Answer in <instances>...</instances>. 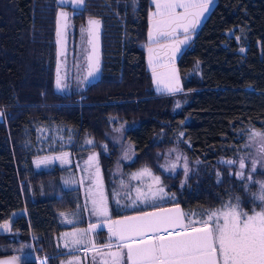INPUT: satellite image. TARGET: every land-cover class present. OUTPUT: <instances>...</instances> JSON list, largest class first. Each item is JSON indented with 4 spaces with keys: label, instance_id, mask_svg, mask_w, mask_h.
Here are the masks:
<instances>
[{
    "label": "trees",
    "instance_id": "1",
    "mask_svg": "<svg viewBox=\"0 0 264 264\" xmlns=\"http://www.w3.org/2000/svg\"><path fill=\"white\" fill-rule=\"evenodd\" d=\"M150 7V0H85L73 17L102 20L101 78L88 83L78 68L77 80L56 91V0H0V224L18 212L11 232H0V254H23L22 264L47 254L46 264H58L56 236L65 228L58 214L82 215V195L77 184L62 180L69 166H37L57 153L71 159L97 152L113 218L178 206L188 222L229 204L259 207L256 185L229 174L219 158L233 155L238 130L264 127V0H215L176 61L187 93L178 109L183 92H157L146 66ZM180 130V146L202 163L199 172L182 187L174 177L162 200L116 204L121 197L108 179L118 151L105 133L123 131L132 145L125 173L144 167L165 181L158 150ZM161 131L166 137L156 141Z\"/></svg>",
    "mask_w": 264,
    "mask_h": 264
},
{
    "label": "snow or ice",
    "instance_id": "2",
    "mask_svg": "<svg viewBox=\"0 0 264 264\" xmlns=\"http://www.w3.org/2000/svg\"><path fill=\"white\" fill-rule=\"evenodd\" d=\"M72 2L77 6L84 4V0H72ZM60 3H65V0H60ZM152 3L155 5V10L151 13L149 20L148 38L152 44L159 45V50L150 46L148 52L154 80L159 83L156 67H167L169 63L174 62L175 53L179 51L180 44L190 39V31L199 24L212 0H152ZM177 9L183 11H177ZM67 19L68 14L60 11L56 33L58 44L62 43L63 28L67 27ZM99 27L100 21L90 18L87 29H82L86 44L91 46V52L85 50L87 62L85 79L99 72V60L96 56ZM181 30L185 33L182 40L177 38V33ZM162 55L167 57V62L161 61L160 64L154 65L153 57L160 60ZM160 76L168 77L169 82L165 86L168 92L180 91L174 67L170 72L161 73ZM61 79L58 72L57 88L61 87ZM253 145H258L256 147L258 159L252 160L251 168V171L255 172L257 162L264 166V133L250 134L248 146ZM94 162L95 157H89V167H92ZM225 163L231 165L236 162L229 160ZM238 163L240 171L236 173L237 177L252 181V176L249 174L245 177L243 171L246 167L245 158H241ZM171 167L175 169L176 164H172ZM187 172L188 168L185 164V175ZM145 175L151 177L152 184L147 186V191L136 189L137 199L141 202L155 199L158 194H164L162 187L153 189V185L160 184V177L154 176L150 169L144 168L140 173L133 174V179H140ZM260 185L261 194L258 198L264 201V182H260ZM92 203L94 214L107 215V206L102 195L100 199H93ZM205 215L206 218L185 222V214L177 207L112 221L109 231L120 243L117 245V251L107 253L110 264H121L124 258L122 249H127L128 264H264V210L249 215L238 211V204H229L224 210L217 209ZM68 223L72 221L69 220ZM197 224L199 226H196ZM4 227L7 229L8 225ZM94 228L95 225H92L87 231H92ZM169 229L179 230L171 232ZM80 232L81 230L78 229L74 233L67 234L71 238V244L79 245L82 242L83 236L78 235ZM149 232L167 233V235L146 238ZM134 237H141V239L135 240ZM65 247H68L67 243ZM18 262L19 258L13 256L0 261V264H18ZM68 264L73 262L68 261ZM105 264L109 262L105 261Z\"/></svg>",
    "mask_w": 264,
    "mask_h": 264
},
{
    "label": "rangeland",
    "instance_id": "3",
    "mask_svg": "<svg viewBox=\"0 0 264 264\" xmlns=\"http://www.w3.org/2000/svg\"><path fill=\"white\" fill-rule=\"evenodd\" d=\"M215 3V0H212L211 5L209 6L208 11L204 14L205 18L212 9L213 5ZM67 10V9H66ZM69 11V8L68 10ZM177 11H183L182 9H177ZM88 18L90 16L87 15L85 21L81 20L82 18H78L77 21L74 20V17H70L67 19V27L65 30V49L67 50V54L63 57L64 64H68L71 60V62L78 65L81 60L85 59L86 51L88 52V45L85 42V35L82 32V29H87L88 27ZM204 18V19H205ZM202 24V23H201ZM201 24H198L195 29H198ZM194 29V30H195ZM190 31V39L186 43L180 44L179 51L175 53L174 62L169 63L167 67H156L157 72V78L160 80L159 83H157L154 80L153 77V68L150 66L149 63V52L148 48L151 46L153 49L159 50V45L150 43L146 46L147 48V64L148 68L151 70L153 81H154V88L155 90H166V84L169 82L168 77L164 76L161 77V73L170 72L172 67L175 68V76L179 81V88L180 91L176 92H163L168 95L182 93L184 97L175 100L174 108L178 109L182 103L185 101L186 98V91H183L180 75L177 69L176 61L181 54V52L184 50V48L190 43L191 37L193 35V31ZM179 35L177 38L182 40L184 38L185 33L181 30L178 32ZM86 60V59H85ZM161 61L167 62V57L161 56L160 60H157L155 56L153 57V64L158 65L161 63ZM196 67L194 68V70ZM197 72V71H193ZM167 91V90H166ZM1 112V110H0ZM2 113V112H1ZM252 132H258V133H264V127L262 129H255L253 127H245L237 131L238 138L241 139V143L235 147L233 155L231 157H221L219 158V162L221 164H225L228 167V172L231 175H234L236 178V173L240 171L239 169V160L241 158H245V164L246 167L243 170L245 173V177H247L249 174L252 176V181H248L247 179H243V181L246 184H255L256 189L252 191L254 194V197L258 200L259 207L252 206L250 211H246L242 208H238V211H241L243 213H247L249 215L254 214L255 212H260L264 210V201H261L258 197L261 194V185L260 182H264V166L260 162H257L256 164V171L252 172V160L254 158H257L256 156V147L258 145H253L249 147V136ZM106 137L111 141L116 147H117V157L116 161L114 162V165L110 171V184L112 185V191L114 192V196L121 197V199H115L116 204H124L125 199L129 198L132 200L137 199V192L136 189L140 188L141 191H147V186L149 184H152L151 177L145 175L142 176L140 179H133V174H138L141 172L144 167L139 168L137 170L127 172L125 173L123 165L124 163L130 161L134 157V150L132 145L126 140L124 137L123 131L118 132H111L108 131L105 133ZM165 132L161 131L156 136V141H162L165 138ZM168 143L165 145L162 149L158 150V157H157V163L160 170L161 175L164 176L165 181L157 174L153 173L154 176L160 177V184L153 185V189L155 190L156 187H162L164 189V194H158L155 199H150L146 202H141V200H137L134 204H124V206L131 208L134 205H146L150 201H156V200H162L166 195H168V192L166 193V188L171 184L173 181V178L176 177L180 187L185 186L188 184V180L195 174L199 172V169L202 167V163L196 159L192 160L190 159L186 153L182 150L180 144L183 141V132L180 130L175 135H172L168 137ZM89 157H95V162L93 163L92 167H89L88 161ZM177 157H180V159H177ZM258 159V158H257ZM235 161L236 163H233L231 165L225 163L226 161ZM58 163L60 165H66L69 166L63 171L62 180L66 186L75 185L77 184L81 189V195H82V217L85 219V224L88 223L89 226L83 229L84 232L78 233V235H82L83 239L82 242L79 244V246H88L89 248L85 251L88 252H103L106 250H110L111 248L117 247L119 244V241L112 235L108 233L109 228L111 227V222L114 221L113 217L109 215V201L107 192L105 190V184H104V177L102 176V167L100 163V159L98 158L97 152L95 150H87L83 152L76 153L72 155L71 159L67 154H52L46 158H42L41 160L37 161V166H48L52 163ZM172 164H176L175 169H172ZM185 164L187 165L188 172L187 175H185ZM98 165V169H97ZM220 171H217L216 179H220ZM239 180H242L238 178ZM101 195L104 198V201L107 206V215H96L93 212V199H100ZM126 203V202H125ZM172 207V206H171ZM167 208H170L168 206ZM159 209V208H158ZM180 209V208H179ZM155 209L144 211V212H153ZM80 212V211H79ZM74 211L75 217L72 219H69L76 223L78 226L81 225V214ZM18 214V212H14L12 217L7 220L3 225H1L0 228H2L3 232H5V225L10 224L12 222V219ZM59 217V214H58ZM59 219V218H58ZM64 220V219H63ZM62 220V221H63ZM69 220H65L69 221ZM75 225V224H73ZM95 225L94 230L87 231L90 226ZM80 227V226H79ZM103 230L104 232L99 234V231ZM88 234L91 236L87 238ZM70 236L68 237V240H70ZM104 239V240H103ZM61 245V244H60ZM108 245L109 247H105ZM63 249H66V247H63ZM48 257L47 254H44L43 256H37L35 254V260L37 264L39 263V260ZM10 258V257H9Z\"/></svg>",
    "mask_w": 264,
    "mask_h": 264
},
{
    "label": "crops",
    "instance_id": "4",
    "mask_svg": "<svg viewBox=\"0 0 264 264\" xmlns=\"http://www.w3.org/2000/svg\"><path fill=\"white\" fill-rule=\"evenodd\" d=\"M150 3H151V7H150V10H149V17H148L147 37H146V40L143 42V47L145 49V52H147L146 46L151 43L149 41V38H148V31H149V27H150L149 20L151 18V13L155 10V5L152 3V0H150ZM204 16L201 18L199 24H201L204 21V18H205ZM196 30L197 29H195L193 32L195 33ZM194 33H193V35H194ZM179 35H181V34L177 33V37ZM193 35H192V37H193ZM192 37H191V39H192ZM146 66L148 68L147 53H146ZM148 70L150 71V74L152 76L151 70L149 68H148ZM152 81H153V77H152ZM153 87H154V81H153ZM156 91L157 92H168V91H166L164 89L156 90ZM171 208H173V206L172 207L170 206V208L163 207V208L155 209L154 211H157V210L159 211L160 209H171ZM61 213H64V215H61ZM143 213H145V212L133 213V214L125 215V216H122V217L114 218L113 220L114 221L123 220L125 217L136 216L137 214H143ZM73 217H75L74 212H71L69 210H63V211L59 212V217H58L59 221H60L59 225L65 227V228L62 229L59 232L58 237L56 236L57 250H59V252L56 254L57 258H58V264H68V261H72L73 264H105V261H108L109 264H110V257L107 255V253L117 251L118 250L117 247L111 248L110 250H106V251H103V252H99L98 251V252H92L91 253V252L85 251V250H87L89 248L88 246H84L83 247V246H79V245H73V244L70 243V240H68L69 235H67V234L74 233L78 229L81 230L80 233H82V232H84L83 229L85 228V226L86 227L89 226L88 223H86V224L85 223L84 224L81 223V225L79 224L77 226L75 222H73V223H68V221L65 222V220L72 219ZM82 218L83 217L81 215V221H82ZM3 224L4 223L0 224V227ZM73 224H75V225H73ZM7 225H8V228L5 229V232L6 233H10L11 232V229H10L11 223L7 224ZM178 230L179 229H169V231H171V232H175V231H178ZM0 232H3L2 228H0ZM108 233L110 235H112V233H110V231H108ZM156 235H167V233L149 232V233L146 234V238H153ZM86 237L89 238L91 236L88 234V236H86ZM134 239L135 240H139V239H141V237H134ZM66 243L68 244V247H66V249H63V247H65ZM119 243H120V241H119ZM121 251L124 253V258L122 259L121 264H128V261L126 259L127 249H122ZM13 256L19 258L18 264H22L23 258H25V255H23V254L3 253V254H0V261L7 260V259H9V257H13ZM47 258L48 257H45V258L39 260V263L40 264H46V259Z\"/></svg>",
    "mask_w": 264,
    "mask_h": 264
},
{
    "label": "water",
    "instance_id": "5",
    "mask_svg": "<svg viewBox=\"0 0 264 264\" xmlns=\"http://www.w3.org/2000/svg\"><path fill=\"white\" fill-rule=\"evenodd\" d=\"M56 4L58 6L57 10H56V14H55V30H54V34H55V76H54V80H53V86H54V89L56 91L59 90V88H57V75H58V72H59V75L61 77V65H62V53H63V48H64V40H65V29L66 28H63V35H62V43L61 44H58L57 43V40H58V37H57V19H58V14L60 11H64L66 12V7H69L71 9V12L70 14L73 15V14H77L79 11L83 10L84 6H85V0H84V4L83 5H80V6H77L75 5L72 0H65V3H60V0H56ZM90 18H93V19H98L100 21V27H99V37H98V41H97V52H96V56L98 57V60H99V72L96 73L95 76L93 77H88L87 78V82L88 83H91V82H94V81H97L101 78V74H102V31H103V23H102V20L99 19L98 17H95V16H92ZM88 18V21L89 19ZM88 52H91V46L88 45ZM58 53H60L58 55ZM86 76H87V71H86ZM176 207L178 206H173V208L171 209H175ZM158 211V210H157ZM143 214H137L136 216H141ZM131 217H135V216H131Z\"/></svg>",
    "mask_w": 264,
    "mask_h": 264
},
{
    "label": "flooded vegetation",
    "instance_id": "6",
    "mask_svg": "<svg viewBox=\"0 0 264 264\" xmlns=\"http://www.w3.org/2000/svg\"><path fill=\"white\" fill-rule=\"evenodd\" d=\"M69 7H66V9L68 10ZM65 9V10H66ZM66 10V13L68 14V18L73 17L76 14L71 15V9L69 8V11ZM66 30V29H65ZM67 54V50L65 49V44H64V48H63V53H62V65H61V83L63 84H69L72 83L73 81L77 80V77L80 75L81 78H84V80L87 81V79H85L86 77V60H81L79 62V64L76 66L74 65L73 62H69L68 64H64L63 62V57ZM78 68L81 69V74L78 75ZM83 76V77H82ZM80 78V79H81Z\"/></svg>",
    "mask_w": 264,
    "mask_h": 264
}]
</instances>
